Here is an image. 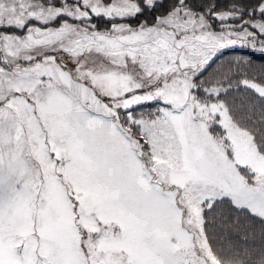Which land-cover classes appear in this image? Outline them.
<instances>
[{
    "label": "snow or ice",
    "instance_id": "snow-or-ice-1",
    "mask_svg": "<svg viewBox=\"0 0 264 264\" xmlns=\"http://www.w3.org/2000/svg\"><path fill=\"white\" fill-rule=\"evenodd\" d=\"M158 8L0 0V264H264V0Z\"/></svg>",
    "mask_w": 264,
    "mask_h": 264
},
{
    "label": "trees",
    "instance_id": "trees-1",
    "mask_svg": "<svg viewBox=\"0 0 264 264\" xmlns=\"http://www.w3.org/2000/svg\"><path fill=\"white\" fill-rule=\"evenodd\" d=\"M160 2L163 3V8H158L155 12L146 11L144 15L138 17L137 19L131 20V22L138 23L139 21L147 20L149 23H151L153 17L167 9L174 2V0H160ZM204 2L209 3L212 2V0H204ZM215 2L220 7H224L229 4L231 0H215ZM241 2L247 4L250 2V0H241ZM189 3L198 6L200 5L201 0H189ZM94 22L98 23L101 28L106 26L103 20H97ZM237 59L250 63L254 66L257 72H259L260 68L264 66V54H259L242 48H229L223 50L222 54L218 56L216 62L212 65V68L209 69V72L213 71V69H215L220 64H226L227 62L235 61ZM205 75H207V73Z\"/></svg>",
    "mask_w": 264,
    "mask_h": 264
},
{
    "label": "rangeland",
    "instance_id": "rangeland-1",
    "mask_svg": "<svg viewBox=\"0 0 264 264\" xmlns=\"http://www.w3.org/2000/svg\"><path fill=\"white\" fill-rule=\"evenodd\" d=\"M234 48H242V49H246V50H249V51H253V52H256V53H259V54H264V52H261L259 50H253L250 46L249 47L236 46Z\"/></svg>",
    "mask_w": 264,
    "mask_h": 264
},
{
    "label": "crops",
    "instance_id": "crops-1",
    "mask_svg": "<svg viewBox=\"0 0 264 264\" xmlns=\"http://www.w3.org/2000/svg\"><path fill=\"white\" fill-rule=\"evenodd\" d=\"M129 22L132 23L133 25L137 24V23H133V22H131V21H129Z\"/></svg>",
    "mask_w": 264,
    "mask_h": 264
}]
</instances>
